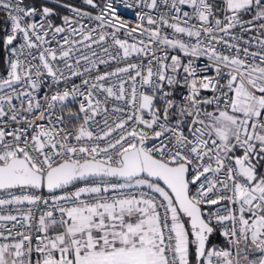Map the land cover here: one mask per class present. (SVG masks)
Segmentation results:
<instances>
[{"label": "snow or ice", "instance_id": "snow-or-ice-1", "mask_svg": "<svg viewBox=\"0 0 264 264\" xmlns=\"http://www.w3.org/2000/svg\"><path fill=\"white\" fill-rule=\"evenodd\" d=\"M0 14V264H264V0Z\"/></svg>", "mask_w": 264, "mask_h": 264}, {"label": "trees", "instance_id": "trees-1", "mask_svg": "<svg viewBox=\"0 0 264 264\" xmlns=\"http://www.w3.org/2000/svg\"><path fill=\"white\" fill-rule=\"evenodd\" d=\"M68 2L75 4L77 1L68 0ZM61 11H63V9ZM3 23H4V17L2 15H0V26H3Z\"/></svg>", "mask_w": 264, "mask_h": 264}, {"label": "built area", "instance_id": "built-area-1", "mask_svg": "<svg viewBox=\"0 0 264 264\" xmlns=\"http://www.w3.org/2000/svg\"><path fill=\"white\" fill-rule=\"evenodd\" d=\"M73 1H77L75 4L76 5H81V0H73ZM0 15H2L3 17H4V15L3 14H0ZM130 19V18H129Z\"/></svg>", "mask_w": 264, "mask_h": 264}]
</instances>
